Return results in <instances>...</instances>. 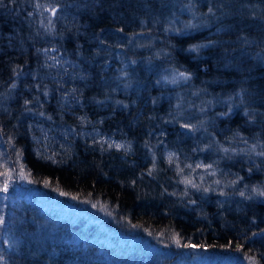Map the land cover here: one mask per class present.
I'll return each mask as SVG.
<instances>
[{
  "label": "trees",
  "instance_id": "16d2710c",
  "mask_svg": "<svg viewBox=\"0 0 264 264\" xmlns=\"http://www.w3.org/2000/svg\"><path fill=\"white\" fill-rule=\"evenodd\" d=\"M262 192L264 0H0V264H264Z\"/></svg>",
  "mask_w": 264,
  "mask_h": 264
},
{
  "label": "rangeland",
  "instance_id": "374dc122",
  "mask_svg": "<svg viewBox=\"0 0 264 264\" xmlns=\"http://www.w3.org/2000/svg\"><path fill=\"white\" fill-rule=\"evenodd\" d=\"M48 63L54 64L55 66H58L59 70L69 69L72 64H75L73 61H69L67 58H65L63 55L59 54H53L51 51L48 52ZM95 132L92 131L93 134H95L98 138L102 137V133L100 134L98 131H96V128H93ZM106 141L107 139L104 138ZM190 247L192 248V252H182L181 250H178L177 252H174V254L171 256V259L169 261H165L166 264H207L210 260L209 257L206 254V249L204 247H198L194 244H190Z\"/></svg>",
  "mask_w": 264,
  "mask_h": 264
},
{
  "label": "snow or ice",
  "instance_id": "6c2138e0",
  "mask_svg": "<svg viewBox=\"0 0 264 264\" xmlns=\"http://www.w3.org/2000/svg\"><path fill=\"white\" fill-rule=\"evenodd\" d=\"M53 11H55V9H53ZM182 78H184V79H187L188 78V74H186V73H180L179 74ZM117 147H121V145H117ZM8 190V185H7V183H5V185H4V188H3V191H7ZM63 194V193H62ZM261 195H264V192H262V193H260ZM241 195H243V193H241ZM94 207H95V205H94ZM3 222V218L2 217H0V223H2ZM0 259H2V257H0Z\"/></svg>",
  "mask_w": 264,
  "mask_h": 264
}]
</instances>
